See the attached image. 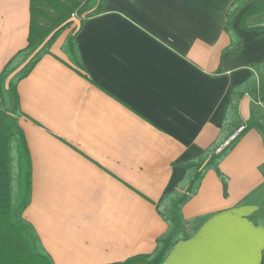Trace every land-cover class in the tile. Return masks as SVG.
Instances as JSON below:
<instances>
[{"label":"crops","instance_id":"crops-1","mask_svg":"<svg viewBox=\"0 0 264 264\" xmlns=\"http://www.w3.org/2000/svg\"><path fill=\"white\" fill-rule=\"evenodd\" d=\"M233 2L105 0L77 35L82 69L64 50L67 31L19 83L32 181L24 216L54 264L153 253L170 231L159 204L187 176L184 163L219 141L233 99L247 130L220 164L227 193L208 171L182 209L199 229L163 264H263L264 0L235 18V53L224 29ZM29 28L30 0H0V75Z\"/></svg>","mask_w":264,"mask_h":264},{"label":"trees","instance_id":"trees-1","mask_svg":"<svg viewBox=\"0 0 264 264\" xmlns=\"http://www.w3.org/2000/svg\"><path fill=\"white\" fill-rule=\"evenodd\" d=\"M247 3L248 0H234L226 15L224 29L231 36V51L234 53L240 42L234 35L233 23ZM104 5L105 0H30L28 44L7 63L0 75V264H54L36 230L24 216L32 198L31 157L19 121L24 113L18 86L42 58L51 53L63 32L73 25L75 27L65 41L64 50L72 63L82 69L77 35L86 21L102 13ZM232 96H240V92H233ZM240 126L238 101L233 99L219 141L201 156L184 163L187 176L158 206L159 214L172 233L158 238L153 253L135 255L116 264H163L178 242L196 234L200 223L185 220L182 209L197 194L210 170L218 174L227 193L228 178L220 170V164L242 139L247 128L219 153L216 150ZM187 225L190 228L186 229ZM262 262L264 264V251Z\"/></svg>","mask_w":264,"mask_h":264},{"label":"built area","instance_id":"built-area-1","mask_svg":"<svg viewBox=\"0 0 264 264\" xmlns=\"http://www.w3.org/2000/svg\"><path fill=\"white\" fill-rule=\"evenodd\" d=\"M259 105H261L262 107H264V103L259 102ZM244 130V127L239 128L232 136L229 140H227L226 142H224L217 150L216 152L219 153L222 149H224L230 141H232L233 139H235L242 131Z\"/></svg>","mask_w":264,"mask_h":264},{"label":"rangeland","instance_id":"rangeland-1","mask_svg":"<svg viewBox=\"0 0 264 264\" xmlns=\"http://www.w3.org/2000/svg\"><path fill=\"white\" fill-rule=\"evenodd\" d=\"M74 27H75V25L70 26V27L68 28V30H66V31L63 32V34H64L65 32H67V31H69V33H70ZM63 34H62V35H63ZM198 219H202V218L199 217ZM198 221H199V220H198ZM182 229H184V228H182ZM182 229H180V230H182ZM184 230H185V229H184ZM169 233L171 234L172 231H171V232L169 231L168 234H169Z\"/></svg>","mask_w":264,"mask_h":264},{"label":"snow or ice","instance_id":"snow-or-ice-1","mask_svg":"<svg viewBox=\"0 0 264 264\" xmlns=\"http://www.w3.org/2000/svg\"><path fill=\"white\" fill-rule=\"evenodd\" d=\"M249 264H257L256 261H250Z\"/></svg>","mask_w":264,"mask_h":264}]
</instances>
